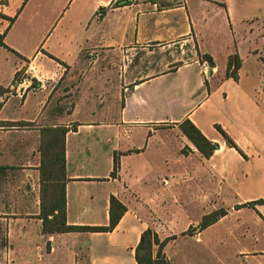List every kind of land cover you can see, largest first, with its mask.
<instances>
[{
  "label": "crops",
  "instance_id": "crops-1",
  "mask_svg": "<svg viewBox=\"0 0 264 264\" xmlns=\"http://www.w3.org/2000/svg\"><path fill=\"white\" fill-rule=\"evenodd\" d=\"M187 119L218 145L209 158ZM59 127L66 225L107 226L114 196L110 232L43 231L41 146ZM257 200L264 0H0V264H137L147 228L168 264H264Z\"/></svg>",
  "mask_w": 264,
  "mask_h": 264
},
{
  "label": "trees",
  "instance_id": "trees-1",
  "mask_svg": "<svg viewBox=\"0 0 264 264\" xmlns=\"http://www.w3.org/2000/svg\"><path fill=\"white\" fill-rule=\"evenodd\" d=\"M202 58L205 59L210 65L213 64L212 59L208 55H203ZM240 65V59L237 55L230 56L227 62L226 76L237 80V72L240 68ZM180 129L204 158H209L218 148V145L208 140L190 120H184L180 124ZM216 129L224 138L228 146L238 149L235 143L220 127L216 126ZM66 131L67 129L63 127L49 129L47 130L49 133L48 137L46 139L43 138L42 141L41 215L43 220V231L45 233H61L69 231L110 232L115 228L120 218L126 211V207L114 196H111L109 200V223L107 226L79 227L66 225L64 193V136ZM116 167L117 162L114 160V170L111 173V176H115ZM254 204H264V201L257 200L247 203V205L251 207H253ZM225 214L226 210L220 209L203 216L199 225L200 229H204L207 226L215 223ZM167 242L168 239L160 240L156 233H154L150 228H147L142 232L139 243L135 249L136 263L168 264L163 254V248Z\"/></svg>",
  "mask_w": 264,
  "mask_h": 264
}]
</instances>
